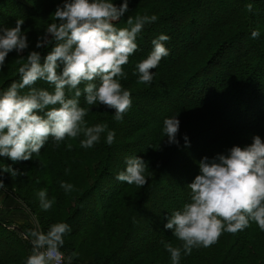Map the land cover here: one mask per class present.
<instances>
[{
	"label": "trees",
	"instance_id": "16d2710c",
	"mask_svg": "<svg viewBox=\"0 0 264 264\" xmlns=\"http://www.w3.org/2000/svg\"><path fill=\"white\" fill-rule=\"evenodd\" d=\"M216 1L228 2L227 5L217 7ZM61 2L62 0H2L0 11L4 6L6 10L3 11L4 16L0 15V26L14 27L17 19L25 20L22 30H28L30 49L46 55L47 50L35 49V43L48 23L53 22L52 14L56 5ZM116 2L119 4L120 0ZM249 3L253 5L251 13L247 10ZM191 6L203 8L209 20L207 25L197 22V16L190 9ZM137 15H156L158 19L143 29L137 39L139 50L130 57L129 63L123 66L128 78L121 83L130 90L133 104L124 121L117 122V127L112 128L116 132L115 144L109 146L101 139V142L91 149L81 148L86 158L83 166L76 156H82L81 150H78L79 139L77 142L73 141L75 146H72L71 150L66 148L68 141L57 147L51 140L41 150L40 156L45 161V166L49 165L50 161V167L47 166L44 171L47 176L48 197H56L52 210H55L58 218L69 209L62 220L57 222L70 225L71 233L65 238L77 237L82 243L75 246L65 242L62 249L65 257L71 256L73 252L79 254L72 264H132L134 255L116 260L120 258L119 251L126 246L124 242L127 238L124 235L130 228L128 221L123 225V232L121 230L116 237H112V234L122 220V210L131 208L134 212L127 219L135 218L138 196L141 192H150L166 166L170 168L172 164H182L185 171H182L185 197L180 202L179 209L189 199L186 186L199 173L197 162L201 158H211L234 145H248L254 135L264 139V0H129V12L116 26L127 27L128 17L134 18ZM187 15L190 20L183 28ZM183 29L188 35L177 38L175 33L173 34V31ZM254 29L260 30V38H251V31ZM196 32L199 38L192 39ZM155 33L157 37L160 34L168 35L172 42L176 41L173 43L176 47L168 57L162 59L157 69L150 70L156 75L152 84L146 86L137 83L138 77L133 75V72L136 64L152 51V45L150 47L148 43L154 39ZM181 42L183 43L179 47ZM18 59L15 52L6 58L4 73L0 74V87H7L12 80L18 79ZM155 99L159 100L160 105L151 104ZM81 106L90 109L85 118L89 126L105 122L109 126L115 122L114 109L103 105H87L82 97ZM173 116H177L180 121L179 146L169 145L162 132L164 119ZM139 132L150 134V141L140 157L148 164L145 173L148 184L142 188L127 184L123 189L107 192L110 195L105 199V206L99 208V211L93 209L94 213L80 221L78 215L87 196L94 194L96 197L95 193L109 171L110 155L117 151V147L122 146L123 141L127 142L130 136ZM184 136L189 138L188 148L184 147ZM91 153L95 155L91 157ZM66 168L71 169L68 174H65ZM113 174L116 176L117 171ZM60 181L73 184L75 190L65 193L60 188ZM18 197L26 203L25 197ZM98 202L104 203L101 198H98ZM29 205L32 215L36 218L32 225L26 222L10 228L0 219V243H3L0 251V257L3 259L0 264H25L32 248L30 239L27 238L28 231L34 229L38 223L46 232L51 224L57 223L52 217L44 219L34 205ZM49 212L51 214V210ZM254 226L257 225L254 223ZM82 227L94 232L85 234ZM251 228H254L252 224L246 231L241 232L240 237L230 236L235 240L234 249L223 264H245L249 261L253 254L248 250H252L247 236ZM103 233L110 240L112 237L113 243L104 238L103 244L99 245V236ZM255 234H260L259 238L263 239L264 232L258 226ZM175 238L169 230L165 242L173 244ZM118 244L121 245L118 246L119 251L115 248ZM84 245L90 247V257L80 252ZM107 249L117 254L105 257L103 253ZM161 250L162 246H157L155 252Z\"/></svg>",
	"mask_w": 264,
	"mask_h": 264
},
{
	"label": "clouds",
	"instance_id": "9594fccd",
	"mask_svg": "<svg viewBox=\"0 0 264 264\" xmlns=\"http://www.w3.org/2000/svg\"><path fill=\"white\" fill-rule=\"evenodd\" d=\"M247 10L251 13L253 5ZM129 12V0H62L52 14L42 35H38L31 50L25 20L17 19L14 27L0 26V74L4 73L6 58L15 52L18 79L7 87H0V190L7 191L2 177L23 175L14 164L39 156L51 140L57 147L65 141L79 139L80 147L91 149L101 142L111 146L116 132L108 124L89 126L85 119L90 109L81 106L103 105L114 109V119L123 122L132 108L130 90L121 81L128 78L123 66L139 50L137 43L143 29L157 21L156 15L129 16L127 27L117 23ZM261 36L259 29L251 31V38ZM170 37L160 34L151 41L152 51L135 66L137 83L150 86L163 58L170 55L166 42ZM27 53V55H25ZM44 82L49 88L38 87ZM180 121L177 116L165 118L162 132L169 145L179 146ZM81 137H83L81 139ZM184 147H190L183 137ZM66 148L72 149L67 143ZM125 168L116 180L140 188L148 184L145 175L148 164L137 155L126 156ZM199 173L186 187L189 199L181 208L166 217L165 230H170L180 242L173 247L161 241L170 254L171 264H181L183 256L194 249L215 245L225 232L236 234L255 223L264 231V139L252 136L243 147L234 145L211 158L204 156L197 162ZM71 171L65 169V174ZM65 193L75 190L73 184L60 181ZM40 208L49 211L56 197H48L47 189L37 193ZM0 208L3 197L0 196ZM71 233L68 223L57 222L43 231L39 224L27 233L32 245L25 264H72L78 253L65 257L62 251L65 237Z\"/></svg>",
	"mask_w": 264,
	"mask_h": 264
},
{
	"label": "rangeland",
	"instance_id": "374dc122",
	"mask_svg": "<svg viewBox=\"0 0 264 264\" xmlns=\"http://www.w3.org/2000/svg\"><path fill=\"white\" fill-rule=\"evenodd\" d=\"M1 1L2 0H0V2ZM227 2L228 1L220 3V1H216L215 4L218 7V5L221 6L227 5ZM190 9L192 10V12H195L197 16V22L200 25L201 24L207 25L209 20L206 18L205 11L203 10V8L200 9L192 8L191 6ZM5 10H6V6L1 8L0 11L1 16H4L3 11ZM188 17L189 15H187L184 21L183 28L186 27L187 24L186 22L190 20V18L188 19ZM175 31H173V34L175 33L177 38H181L183 35L184 36L188 35L185 29L181 31L178 30L177 32ZM156 37H157V33L154 34V39ZM198 38L199 37L196 32L192 37V39H198ZM175 42H172V40L169 39L168 45H169L170 53H172L174 51V47H176L173 45V43ZM182 43L183 42H181L178 46L180 47ZM151 45L152 43H148V46L151 47ZM37 86L44 88L50 87L49 85H47L42 81L38 82ZM261 94H263V92H261ZM263 99L264 96L262 100ZM137 103L139 102L137 101ZM151 104L160 105V102L158 99H155V101ZM111 122L112 120L110 121V123ZM113 127L114 129L117 127V121L109 125L110 129H112ZM102 139L104 138L102 137ZM73 141H68L67 143H71L72 146H75L74 142H77V140H75L74 142ZM149 141H150L149 133L148 134L140 133V132L137 134L135 133L133 136L129 137V140H127V142L124 143L123 141L121 147L119 148L117 147V151H118V152L116 151L117 153L112 152V154L110 155L111 161L108 163L110 165L109 171L107 172V175L102 179V184L95 193L96 197L94 194L93 196L92 195L87 196L84 204L81 207L80 214L78 215V219L80 221L86 219L90 213H94L92 211L93 209L95 211H99V208L100 209L103 208L105 206V199L106 197L108 198V195H110L108 193H110L111 190L115 192L127 186L126 183L117 181L116 176H114L113 173L114 171H117L118 173L124 170L125 168L124 159L126 156L137 155L140 158L143 155L144 150L147 144L149 143ZM78 150L79 151L81 150L82 156L81 157H79V155L76 156L80 159L81 166H83L86 161L84 151L81 149L80 146H78ZM94 155L95 154L91 153V157H93ZM105 155H107V152L105 153ZM0 162L6 165L12 164V162L7 158H0ZM45 164H46L45 161H43L40 155L39 156L34 155L32 160L19 162L13 165V167L19 169L20 172L23 173V175L16 178H12L10 175L5 174L2 177L4 184L7 187V191L4 192L3 190H0V196L3 197V208H0V219L8 227L11 228L12 226L15 225H22V223H26V222L30 223L31 225L33 224L32 222L35 221L36 218L32 215L31 210L29 209L30 207L29 203H31L32 206L34 205L38 209V212L44 219H48L52 217L53 220L56 222L57 220H62L64 214L69 212V209L67 207H60L62 209H68V210L65 211L62 216L57 218V213L55 212V210L51 209V214H50L49 211H43L40 208V203L37 193L39 190L46 188L47 176L45 174L44 169H46L47 166L48 168L50 167L49 166L50 161H49V165L45 166ZM181 165L182 164L175 163L172 164V167L170 168L169 166H166L163 173H160L159 177L157 178L150 192H148L147 194L146 192H141V194L138 196V204H137L138 206L136 208L137 213L135 218L133 217L132 219H127V217H129L134 212V210L131 211V208L130 210L128 209L122 210L121 212L122 215H120L122 220L119 221L118 223L119 226L115 228L112 237L118 236L121 230L122 232L124 231L123 225L125 224L126 221H128V226L130 228L129 231H127V233L124 235L127 238V241L124 242V244H126L125 248L119 251L118 246L120 247L121 245L118 244L115 246V248L118 249L117 251H119L120 254V258H117L116 260L126 259L127 256L131 255L132 257L134 255L133 260L131 261L132 264H171L170 254L164 249L161 241H166V238L169 234V230L164 229V224L167 222L166 217L170 215L173 210L178 209L180 202L185 197L184 192L186 189L182 181L183 172L185 171L182 169ZM20 195L25 197L26 203L20 201L18 197ZM98 198H101V202L104 203L102 204L98 202ZM11 200L16 201L20 205L17 207V209L21 210L23 206L24 208V209L22 208V210L24 211L23 216H19V217L13 215L9 216L4 212V209L6 207L5 205H7V202ZM252 225L254 228L253 230L251 228V231L247 236H248V241H250L248 242V244H250V246L252 247V250H250V248H248V250L253 254L251 255L249 261L246 262L245 264L247 263L264 264V236L263 239L259 238L260 234H255V232L257 231V226H254V223H252ZM82 228H83V233L85 234L87 233L90 235L91 234L90 231L94 232L92 229H90L89 231L86 227H82ZM244 231H246V229ZM244 231H242V233ZM234 235H239L240 237L241 232H238L236 234L225 232L221 235V237L219 238L218 242L215 245L209 248L194 249L190 256H183L182 254L181 264H223V261L224 263H226L227 258H229L233 253L235 240L230 236H234ZM112 237L110 240L106 234L104 233L100 234L99 245L103 244L104 238L105 240H110L109 242L113 243ZM175 240L176 241L172 244V246L173 247L180 246L181 242L177 238H175ZM65 242L68 244L70 242L75 246H77L78 243H81V241L77 237L75 238L72 236H68L67 238H65ZM96 242L94 243V245L96 244ZM157 246L160 247L162 246V250L155 252ZM2 247H3V243H0V251ZM108 250L109 249H107L103 253L105 257L106 256L111 257L114 256V254H117L114 251L110 252ZM89 251H90V247H85V245L82 248V250H80V252L84 254L86 257L87 256L90 257ZM2 259L3 258L0 257V260Z\"/></svg>",
	"mask_w": 264,
	"mask_h": 264
},
{
	"label": "crops",
	"instance_id": "0c3cea01",
	"mask_svg": "<svg viewBox=\"0 0 264 264\" xmlns=\"http://www.w3.org/2000/svg\"><path fill=\"white\" fill-rule=\"evenodd\" d=\"M4 212L7 213L9 216H23L24 211L20 209H17L18 206H20L16 201L11 200L7 202V205H5Z\"/></svg>",
	"mask_w": 264,
	"mask_h": 264
}]
</instances>
